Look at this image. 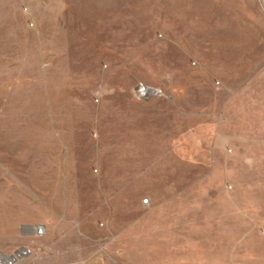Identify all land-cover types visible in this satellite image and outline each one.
Here are the masks:
<instances>
[{
    "label": "rangeland",
    "instance_id": "374dc122",
    "mask_svg": "<svg viewBox=\"0 0 264 264\" xmlns=\"http://www.w3.org/2000/svg\"><path fill=\"white\" fill-rule=\"evenodd\" d=\"M180 3L192 2L0 0V223L16 210L17 175L16 195L36 192L66 217L52 247L71 262L264 264V21ZM153 96L176 104L131 105ZM212 129L228 137L215 167L175 172L181 227L202 245L159 248L150 200L167 134L185 147ZM66 165L73 183L59 182ZM8 236L0 249L19 245Z\"/></svg>",
    "mask_w": 264,
    "mask_h": 264
},
{
    "label": "crops",
    "instance_id": "0c3cea01",
    "mask_svg": "<svg viewBox=\"0 0 264 264\" xmlns=\"http://www.w3.org/2000/svg\"><path fill=\"white\" fill-rule=\"evenodd\" d=\"M181 1V0H175ZM192 3L186 4H174V6H216L222 8L233 9L234 14L238 17H245L241 20V24H250L254 25L257 23H262L264 21V0H190ZM198 1L209 2L202 4H194ZM151 104H167L169 106L176 104L175 96H153L148 97L142 101H131L132 106H143L149 107ZM156 111V109H151ZM164 111V110H163ZM198 132V133H197ZM199 131H194L190 133L188 146H182V134L180 131L177 133L174 131L173 134L168 133L169 137L166 140V158L165 163L157 165L161 168L162 175H158L157 182L164 185L162 189H159L156 195L151 197V201L156 202L158 209V247L159 248H191L198 247L202 244L197 243V236H193L191 232H194L190 228H182L181 221L179 220V209L177 207V201L179 200V189L175 187V184L179 182V177L175 175L176 169H180L184 163L192 164L194 166H208L215 167V155L219 152L224 151V146L221 144L222 141H228V137L219 133L216 130L207 132L205 138H200ZM188 138V137H187ZM186 147H188L186 149ZM185 148V149H184ZM185 152V155H183ZM242 159V166L247 171L251 167V159L247 158L244 155ZM184 157V158H183ZM36 158V157H35ZM17 159V156L14 157ZM37 159V158H36ZM31 162V160H30ZM67 162V161H66ZM133 168V165H131ZM66 170L63 173V178L59 182L61 183H73V175L68 170V166H65ZM71 168V167H70ZM87 177H100L102 174L101 166H98L97 169H86ZM173 174V175H171ZM14 190L18 189L16 184L26 183L25 180L20 179L17 175H12ZM255 178V177H254ZM1 180V179H0ZM5 182L3 179L1 180ZM28 182H36L31 179ZM248 182L244 179V183ZM258 181L255 179L254 183ZM173 184V186H172ZM14 191V206L16 207L15 212L11 214L10 218L4 223L2 221L0 224V231L4 230L10 233L8 236L11 239H15L16 243L30 247L32 252L24 257L19 264H81V260L69 261L64 258L59 251H56L53 244V236L51 235L52 229L55 228L57 220L66 219L63 213L51 209V205L47 199L41 200L38 202L36 198V192L33 193L34 196L24 195L23 193H18ZM11 195L9 194L8 197ZM67 195H64V198L67 199ZM142 206V201L140 202ZM26 207V209H20L21 206ZM50 207V208H49ZM79 224V221H75ZM37 225H42L45 228V232L42 236H35L34 229ZM21 239H18V236ZM47 241H51L48 244ZM34 245H40L38 251L37 247ZM15 246V247H17ZM10 249H1L3 251H11Z\"/></svg>",
    "mask_w": 264,
    "mask_h": 264
},
{
    "label": "built area",
    "instance_id": "2783aa9c",
    "mask_svg": "<svg viewBox=\"0 0 264 264\" xmlns=\"http://www.w3.org/2000/svg\"><path fill=\"white\" fill-rule=\"evenodd\" d=\"M22 11L27 13L28 7L26 5H23ZM30 26H32V23H29ZM147 88L145 86H138L136 88V93L140 97L147 95ZM155 90V89H154ZM153 94H160V91L155 90ZM149 202L147 198L142 199V204L146 205ZM45 232V228L42 225H37L34 229V235L35 236H42ZM32 252L30 247L20 245L12 249L11 251H3L0 249V264H19L20 261L29 255Z\"/></svg>",
    "mask_w": 264,
    "mask_h": 264
},
{
    "label": "water",
    "instance_id": "95a60500",
    "mask_svg": "<svg viewBox=\"0 0 264 264\" xmlns=\"http://www.w3.org/2000/svg\"><path fill=\"white\" fill-rule=\"evenodd\" d=\"M154 91H155V90L152 89V88H150V87L147 88V94H153Z\"/></svg>",
    "mask_w": 264,
    "mask_h": 264
}]
</instances>
